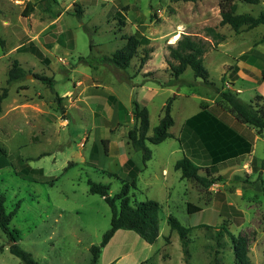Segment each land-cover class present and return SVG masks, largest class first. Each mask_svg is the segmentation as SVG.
I'll list each match as a JSON object with an SVG mask.
<instances>
[{"label": "rangeland", "instance_id": "obj_1", "mask_svg": "<svg viewBox=\"0 0 264 264\" xmlns=\"http://www.w3.org/2000/svg\"><path fill=\"white\" fill-rule=\"evenodd\" d=\"M29 3L34 10L26 17ZM220 3L0 0L4 42L0 44V95L9 88L0 110V146L6 153L0 150V191L8 212L20 206L10 228L20 231L18 244L37 260L90 264V248L100 245L111 228L112 209L101 196L89 192L88 180L110 185L112 196L119 193L123 183L133 178L132 166L124 162L128 133L136 124L133 102L148 108L152 135L166 103L175 98L173 138L149 145L153 158L136 175L137 185L130 192L134 205L147 200L160 203V236L149 244L134 231L120 230L102 250L99 264H236L227 231L246 237L252 264H264V132L235 124L239 132L253 133L252 153L221 171L225 180L209 189L183 179L175 168L184 157L178 142L184 122L221 97L196 79L191 68L174 81L167 61L170 45L184 35L205 37L206 27H217L226 40L211 46L205 55L210 80L220 91L234 92L256 106L257 97H264V26L239 33L220 26ZM235 3L239 14L264 12V0ZM78 5L83 10L81 19L76 16ZM133 35L146 37L149 43L139 49L127 70L105 59ZM32 45L41 49L43 59L32 53ZM147 50L150 59L141 67ZM16 60L26 77L7 84ZM36 75L54 79L56 92L64 97L65 114L58 109L52 89ZM133 151L130 145L129 153ZM134 153L143 166L142 154ZM193 160L203 168L211 165L200 149ZM189 203L202 211L189 213ZM170 216L191 229L188 253L178 232L171 229ZM12 243L0 229V245ZM8 264L22 262L8 251Z\"/></svg>", "mask_w": 264, "mask_h": 264}, {"label": "trees", "instance_id": "obj_2", "mask_svg": "<svg viewBox=\"0 0 264 264\" xmlns=\"http://www.w3.org/2000/svg\"><path fill=\"white\" fill-rule=\"evenodd\" d=\"M199 1V0H188ZM248 3L259 4L260 0H245ZM76 16L81 19L83 10L80 5L77 6ZM221 23L220 26H230L236 33L243 29H255L261 25L264 26V12L259 15L248 13H237L238 5L235 0H221ZM34 10V4L29 3L24 16H29ZM123 10H127L125 7ZM118 20L124 24L122 13H117ZM205 37L184 35L175 45L169 46L168 65L171 69L172 77L175 82L181 80V76L191 68L196 79H200L202 83L216 90L220 94V101L214 106H203L201 111L195 116L188 119L184 125L183 137L179 139L180 144L186 142L185 137L188 133L193 134V138L199 141V146L205 153L207 160H210L211 165L206 168L198 165L191 157L185 155L177 161L175 168L181 171L182 178L196 182L199 186L209 189L213 185L225 180L220 172L231 167L234 163L239 162L242 158L252 153L254 145V135L252 132L239 134L235 129L229 126L232 118L243 126L255 130L257 134L264 132V97L258 96L259 105H253L243 101L238 94L231 91H220L216 83L210 80V73L204 64V58L211 46L218 45L226 40V35L221 33L217 27H206ZM126 44L117 50L111 57L105 59L122 70H127L133 59L137 56L139 49L149 43L146 37L133 35L126 38ZM0 44L4 42L0 39ZM31 51L38 58L43 59L44 54L39 47L32 45ZM151 50H147L145 56L141 59V67H144L150 59ZM88 60V58H81ZM48 62V61H47ZM26 77V70L16 60L8 73L7 84L21 82ZM36 77L48 84L55 94V103L58 109L65 114L66 109H63L64 97H61L55 90L54 79L43 75ZM264 83V69L261 76ZM9 95V88H4L0 95V110L1 103ZM175 98H170L163 109V116L159 124L153 129L152 135H149L151 122L150 113L147 107L135 100L133 117L136 121L135 127L129 131L128 139L133 150L141 153L143 164L146 167L148 162L153 158L151 145H160L170 138H173L171 133L172 127L175 125V119L172 115V107ZM230 120H229V119ZM106 152H108V141H104ZM0 150L5 153V150L0 146ZM96 152L97 148L94 146ZM134 167V162L129 159L126 163ZM24 172H29L24 169ZM138 170H136V173ZM137 174L133 175V182H124L122 189L115 195L110 194V185L96 183L93 180H88L89 192L94 195L101 196L112 209L111 228L105 233L103 241L100 245H93L90 248L91 262L90 264H99L102 250L108 246L116 233L120 230H130L137 233L143 240L149 244H154L160 236L159 227V212L161 205L155 200H147L138 202L135 205L131 199V188L137 185ZM20 206L18 205L12 212H8L6 207V197L0 191V229L13 242L8 247V251L15 257L19 258L22 264H47L37 260L32 253L28 252L18 244L20 239V231L18 229L11 230L10 224L14 217L18 214ZM202 208L188 204L189 213L201 212ZM169 224L173 231H177L184 248L187 251L188 236L191 231L189 227H185L182 223L170 216ZM234 246L236 264H252L249 256V242L246 237L236 236L227 231ZM18 235V237H16ZM4 250V246H0V253Z\"/></svg>", "mask_w": 264, "mask_h": 264}, {"label": "crops", "instance_id": "obj_3", "mask_svg": "<svg viewBox=\"0 0 264 264\" xmlns=\"http://www.w3.org/2000/svg\"><path fill=\"white\" fill-rule=\"evenodd\" d=\"M187 121V120H186ZM233 123L230 124V122L228 123L230 127H232L233 129H235L239 134H244L243 132H239L234 126L235 124H238L234 119H232ZM231 121V122H232ZM186 122H184L183 125H185ZM182 125V126H183ZM176 139V138H175ZM177 140V139H176ZM185 143L183 144V146L180 144L179 140V145H180V148L185 156V154L189 157H191L189 154H188V151L193 155V157L197 158V155H198V150L200 149V151L202 150V148L199 146V141L195 138H193V134L192 133H188V136L185 137ZM128 153L124 156V159L125 161L124 162H127L129 160V158L134 162V167L132 166V171L130 172V174L134 175V174H138L143 170V166L141 165L140 166V163L137 161L139 156L138 154H135L133 151L131 154L129 153L130 151V145H128ZM122 153H121V157H122ZM143 158V157H142ZM192 158V157H191ZM177 163V162H176ZM198 164V163H197ZM199 165V164H198ZM138 168V169H136ZM136 170H138V172L136 173ZM167 173V170L165 169L164 170V174ZM130 178V177H128ZM132 179V178H130ZM129 183H132L133 182V179L132 180H129L128 181ZM0 246H4V250L2 253H0V264H8V244H3V245H0Z\"/></svg>", "mask_w": 264, "mask_h": 264}]
</instances>
